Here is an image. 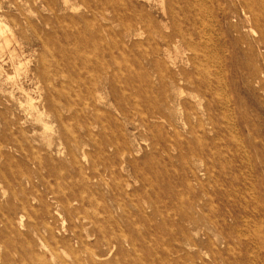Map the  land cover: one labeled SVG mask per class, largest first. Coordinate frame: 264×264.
Returning a JSON list of instances; mask_svg holds the SVG:
<instances>
[{
	"label": "rangeland",
	"instance_id": "1",
	"mask_svg": "<svg viewBox=\"0 0 264 264\" xmlns=\"http://www.w3.org/2000/svg\"><path fill=\"white\" fill-rule=\"evenodd\" d=\"M0 25V264H264V0Z\"/></svg>",
	"mask_w": 264,
	"mask_h": 264
},
{
	"label": "bare ground",
	"instance_id": "2",
	"mask_svg": "<svg viewBox=\"0 0 264 264\" xmlns=\"http://www.w3.org/2000/svg\"><path fill=\"white\" fill-rule=\"evenodd\" d=\"M203 5H204V4H203ZM204 8H205V7H204ZM247 10H248V9H247ZM206 15H207V14H206ZM205 17H206V16H205ZM220 18H221V17H220ZM247 21H248V20H247ZM0 26H1V25H0ZM3 28H4V27H3ZM3 31H5V30H2V32H3ZM2 34L4 35V34H6V33H2ZM0 35H1V34H0ZM4 36H5V35H4ZM6 36H7V34H6ZM8 40H9V39H8ZM9 42H10V41H9ZM7 43H8V41H7ZM191 62H192V61H191ZM160 69H161V68H160ZM26 94H27V93H26Z\"/></svg>",
	"mask_w": 264,
	"mask_h": 264
}]
</instances>
